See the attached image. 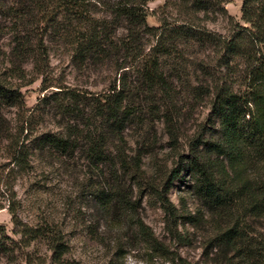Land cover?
Instances as JSON below:
<instances>
[{
  "label": "rangeland",
  "instance_id": "1",
  "mask_svg": "<svg viewBox=\"0 0 264 264\" xmlns=\"http://www.w3.org/2000/svg\"><path fill=\"white\" fill-rule=\"evenodd\" d=\"M3 1L11 6L16 0ZM190 3L148 0L149 25L158 26L163 19L175 25L191 16L198 40L183 42V31L170 30L180 43L171 55L160 56L163 86L142 87L135 67L126 70L124 76L137 92L135 110L121 133L107 123V138L99 145L102 157L87 151L89 132L105 129L99 126L101 117L92 116L93 109L114 80L118 84L122 69L103 56L81 57L73 45L53 37L48 26L47 55L39 60L40 67L30 55L21 64L23 77L11 76L19 83L24 107L3 110L7 130L0 139V264H215L207 211L193 191V175L181 168L193 146L202 148L204 140L216 135L205 94L206 85L222 76L213 36L227 34L231 22L246 23L241 0L224 3L227 14L221 5L205 12ZM104 10L99 4L93 9L96 17L106 15ZM3 23L13 26L0 17ZM10 32L5 27L0 32L6 61L13 58ZM151 42L149 37L145 53ZM113 46L108 42L107 52ZM166 110L173 116L172 131ZM47 131L87 135L62 151L40 146L35 138ZM139 220L155 242L144 238ZM54 239L64 250L62 262L54 256Z\"/></svg>",
  "mask_w": 264,
  "mask_h": 264
},
{
  "label": "trees",
  "instance_id": "2",
  "mask_svg": "<svg viewBox=\"0 0 264 264\" xmlns=\"http://www.w3.org/2000/svg\"><path fill=\"white\" fill-rule=\"evenodd\" d=\"M190 1L195 10L207 12L211 6L221 5V11L227 14L222 5L230 0ZM147 2L16 0L13 6H7L0 0V6H5V9L0 7V17L13 22L11 28L0 24V32L4 27L11 31L14 43L13 58L7 61L1 58L5 55L0 47V139L7 130L3 110L24 107L19 83L13 82L11 76L23 77L21 64L30 55L35 66L41 64L39 60L47 55L44 36L49 26L53 37L73 45L81 57L103 56L123 71L118 84L114 80L93 109L92 116H100L99 126L105 129L89 132L87 151L94 158L102 157L99 145L107 138V123L114 133H121L135 110L132 108L137 92L124 76L126 70L131 65L135 67L142 87L163 86L166 78L160 67V56L171 55L180 43L168 34L170 30L183 31V42L198 40V25L191 16L175 25L164 19L159 20L158 26L149 25ZM97 4L105 9L106 15L95 16ZM241 14L245 25L231 22L229 32L216 37L206 33L213 36L218 61L223 67L221 78L207 84L205 91L210 97L216 135L204 140L202 148L199 144L193 146L181 168L193 175V191L207 211V221L213 231L209 242L215 247L212 257L215 264H264V0H241ZM119 28L123 32L118 33ZM149 37L153 42L145 53ZM108 42L114 44L110 53L106 48ZM164 115L172 131L173 116L168 110ZM86 135L75 132L73 136H66L47 131L35 139L40 146L46 144L66 151ZM118 151L124 166L126 159L122 150ZM137 168L138 165L134 167ZM137 226L147 241H156L144 222L139 220ZM53 249L57 261L62 262L64 250L56 239Z\"/></svg>",
  "mask_w": 264,
  "mask_h": 264
}]
</instances>
